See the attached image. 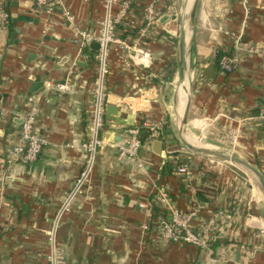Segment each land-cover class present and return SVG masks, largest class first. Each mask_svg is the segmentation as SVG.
Listing matches in <instances>:
<instances>
[{
  "label": "crops",
  "instance_id": "1",
  "mask_svg": "<svg viewBox=\"0 0 264 264\" xmlns=\"http://www.w3.org/2000/svg\"><path fill=\"white\" fill-rule=\"evenodd\" d=\"M10 17L0 24V264H49L48 231L57 209L84 167L96 76L92 44L80 50L74 27L99 30L103 0H62L49 13L35 0H0ZM135 3L117 32L131 49L150 54L148 65L110 52L104 144L89 190L61 221L56 235L60 264H264V196L244 171L188 150L179 138L183 91L178 81V35L185 0ZM156 4L158 24L143 35V7ZM198 0L189 35L192 102L187 136L233 153L264 174V0ZM241 49L236 50V36ZM252 48L253 51H249ZM236 58L226 73L218 55ZM126 60V61H125ZM35 83H38L36 86ZM42 83V84H39ZM66 86L65 90L56 87ZM32 98L37 131L48 143L31 164H8L20 143L22 115ZM181 102V104H182ZM163 121L136 157L118 159L129 128ZM237 137L232 144L231 137ZM159 141V143L157 142ZM191 171L177 172L181 159ZM167 190L160 202L157 192ZM144 204V206H141ZM197 208L192 227L212 224L210 248L167 239L160 218ZM231 218L221 220L218 212ZM213 220V221H212ZM212 221V222H211Z\"/></svg>",
  "mask_w": 264,
  "mask_h": 264
},
{
  "label": "built area",
  "instance_id": "2",
  "mask_svg": "<svg viewBox=\"0 0 264 264\" xmlns=\"http://www.w3.org/2000/svg\"><path fill=\"white\" fill-rule=\"evenodd\" d=\"M35 2L39 8H44L49 13H54L57 8L62 7L63 10H65L64 13L68 20L72 23L75 22V15L64 7V2L62 0H35ZM140 2L143 3L142 0H103L105 14L103 24L99 30L89 31L74 27L73 39L81 51L88 48L94 42L99 45L94 54L96 76L93 84V101L90 107L87 135L81 143V147L85 153L84 167L57 209L53 218L52 228L47 233L51 242V249L47 256L49 264H60L58 258L59 253L56 247L58 227L63 218L72 211L76 200L88 192L96 167L98 153L105 142L102 132L106 124L105 109L110 96L107 87V79L110 72L109 57L113 45L118 44L123 51L127 52V60L130 59V61L136 64L140 62V64L148 65V61L150 60V54L144 49L137 48L136 53L130 54V45L126 41L121 40L117 32L118 26L125 25L129 20V12L133 4ZM244 5L249 10L250 0H244ZM142 11L145 25L141 28V32L143 35H147L150 34V30H153L158 24L156 4L149 3L148 5H144ZM9 17V12L0 1V24L4 28L7 25ZM240 42L241 36H236V50L242 48ZM249 51L252 52L253 49L250 48ZM130 61H126V65H129ZM235 61L236 58L223 56L221 59L222 69L226 73L232 72L235 69ZM56 87L60 90L66 89V86L62 84H57ZM37 118V108L32 98H29V106L22 115L21 141L19 144L12 147L7 161L9 165L14 163L31 164L41 155L48 140L37 131ZM253 118L261 125H264V109ZM144 125L150 128L153 136H158L163 126V121L150 124L145 122ZM128 132L129 139L125 143L118 145L119 160L136 157L145 143L141 139L140 129L137 125L131 126ZM231 142L232 144H236L237 137H231ZM188 160L189 157L179 161L177 172L189 178L191 176V171L187 165ZM157 198L160 202L166 203L169 199L168 191L160 189L157 192ZM141 206H144V204H141ZM218 214L221 220L232 217L225 209L220 210ZM197 215V208L189 211H182L179 208L172 209L168 218H160L164 236L167 239L191 244L198 248H210L208 236L212 233L211 227L214 222L211 225H203L199 230H195L192 227V221Z\"/></svg>",
  "mask_w": 264,
  "mask_h": 264
},
{
  "label": "water",
  "instance_id": "3",
  "mask_svg": "<svg viewBox=\"0 0 264 264\" xmlns=\"http://www.w3.org/2000/svg\"><path fill=\"white\" fill-rule=\"evenodd\" d=\"M198 0H185L179 24V35H178V50H177V63H178V81L185 93V105L182 116L179 123V138L183 145L193 153L203 154L211 159L223 161L241 168V170L247 171L252 178H254L258 188L264 196V174L251 162L234 155L229 152H225L219 149L205 146L200 143H194L187 136L186 127L190 115L191 102H192V83L189 76L188 67V44L189 35L194 29L195 18L197 12ZM92 47L98 49V43L94 42ZM38 83H35L36 86ZM42 84V83H39ZM159 143V141H157ZM264 226L262 223H258Z\"/></svg>",
  "mask_w": 264,
  "mask_h": 264
},
{
  "label": "trees",
  "instance_id": "4",
  "mask_svg": "<svg viewBox=\"0 0 264 264\" xmlns=\"http://www.w3.org/2000/svg\"><path fill=\"white\" fill-rule=\"evenodd\" d=\"M222 57H223V54L222 53H220L219 55H218V64H219V66L221 65V59H222ZM137 126L139 127V129H140V135H141V139H142V141L143 142H146L149 138H150V130H149V128L146 126V125H144V123H143V121H140L138 124H137Z\"/></svg>",
  "mask_w": 264,
  "mask_h": 264
},
{
  "label": "rangeland",
  "instance_id": "5",
  "mask_svg": "<svg viewBox=\"0 0 264 264\" xmlns=\"http://www.w3.org/2000/svg\"><path fill=\"white\" fill-rule=\"evenodd\" d=\"M191 141L192 142H194V143H199L197 140H195L194 141V139H191ZM201 144V143H200ZM233 154V153H232ZM235 155V154H234ZM230 164V163H229ZM230 165H232V164H230ZM232 166H234V167H236L237 168V166H235V165H232ZM238 169H240L241 170V168H238ZM241 171H244L246 174H247V176L253 181V183L257 186V184H256V182H255V180H254V178H252V176L247 172V171H245V170H241ZM258 187V186H257ZM259 189V188H258ZM260 190V189H259ZM262 193V192H261ZM263 195V194H262Z\"/></svg>",
  "mask_w": 264,
  "mask_h": 264
},
{
  "label": "bare ground",
  "instance_id": "6",
  "mask_svg": "<svg viewBox=\"0 0 264 264\" xmlns=\"http://www.w3.org/2000/svg\"><path fill=\"white\" fill-rule=\"evenodd\" d=\"M180 89H182V91H183V102H182V104H181V102L179 101V103H180V108H182L183 109V107H184V105H185V93H184V90H183V88L181 87V86H178ZM190 138V137H189ZM195 141V140H194Z\"/></svg>",
  "mask_w": 264,
  "mask_h": 264
}]
</instances>
